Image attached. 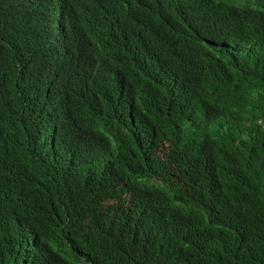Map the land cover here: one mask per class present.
Masks as SVG:
<instances>
[{
  "label": "trees",
  "instance_id": "1",
  "mask_svg": "<svg viewBox=\"0 0 264 264\" xmlns=\"http://www.w3.org/2000/svg\"><path fill=\"white\" fill-rule=\"evenodd\" d=\"M0 264H264V0H0Z\"/></svg>",
  "mask_w": 264,
  "mask_h": 264
}]
</instances>
